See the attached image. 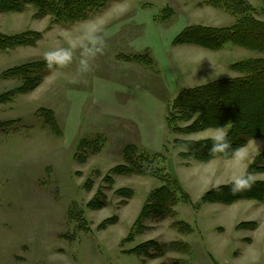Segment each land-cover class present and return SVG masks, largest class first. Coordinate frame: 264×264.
<instances>
[{
	"label": "rangeland",
	"instance_id": "1",
	"mask_svg": "<svg viewBox=\"0 0 264 264\" xmlns=\"http://www.w3.org/2000/svg\"><path fill=\"white\" fill-rule=\"evenodd\" d=\"M250 1L264 20L262 1ZM36 13L34 6L0 12V32L43 34L36 45L0 51V95L22 85L21 79L4 78L6 69L40 59L59 63L34 90L0 102V264H264V201L202 200L209 189L247 174L256 160L264 167V138L250 140L239 151L243 159L202 161L184 156L176 140L212 138L220 129L176 133L167 122L183 89L237 77L233 63L264 56L232 43L220 50L174 43L187 26H231L237 18L207 0H111L76 22L54 23ZM135 55L153 62L128 60ZM42 108L54 112L60 134L46 123ZM128 144L152 154L190 197L176 206L177 215L148 218L133 236L149 193L163 182L142 174L105 180L125 164ZM251 175L264 181V170ZM120 188L133 195L117 194ZM100 189L104 207L90 208ZM72 208L82 212L90 231L77 228ZM106 219L116 222L100 228ZM178 220L193 231H178ZM150 240L183 241L190 249L130 252Z\"/></svg>",
	"mask_w": 264,
	"mask_h": 264
},
{
	"label": "trees",
	"instance_id": "2",
	"mask_svg": "<svg viewBox=\"0 0 264 264\" xmlns=\"http://www.w3.org/2000/svg\"><path fill=\"white\" fill-rule=\"evenodd\" d=\"M111 0H0V12L23 11L28 6L37 8L36 17L51 16L54 23L76 22L84 20L94 12L105 8ZM259 14L264 15V0ZM214 7H224L237 19L231 26H187L174 40L175 44H196L210 50H220L226 44L242 46L244 48L264 54V20L258 18L257 8L250 0H207ZM39 31H26L9 35L0 32V51L15 49L19 46L36 45L42 39ZM128 60L142 61L148 65L152 59L146 60L145 55H135ZM59 63L40 59L26 62L6 69L4 78H16L22 80V85L14 90L0 95V102L11 99L18 93H27L34 90L44 80L45 75L55 69ZM234 71L240 75L226 77L195 87L183 89L173 100L168 109L167 122L172 132L194 133L208 128L222 129L228 127L227 147L215 153L211 152L212 139L176 140L178 145L184 148V156L197 160L209 161L215 157L231 158L234 153L240 151L254 138H264V56L238 61L231 65ZM46 123L54 133L60 134L61 127L51 109H41ZM181 122L187 124L182 126ZM10 124L11 122H6ZM5 123H0L4 127ZM86 142H84L85 144ZM91 144L92 150L99 152L97 144ZM223 144V142H221ZM83 144V145H84ZM82 145V146H83ZM140 147L128 144L124 149L125 164H120L111 169V174L105 180L114 183L113 175L117 174H142L159 178L162 185L153 189L142 207L140 214L133 225L131 236L135 230L141 231L144 221L148 218L164 219L177 215L176 206L180 202H189L190 197L180 188L177 179L166 174L163 168L155 161V157L145 151H138ZM263 156V154H262ZM82 161L86 156L81 157ZM264 167L256 160L247 171L251 174L263 171ZM232 183V182H231ZM231 183L223 184L209 189L202 197L204 202L234 203L241 199H253L264 201V181L255 180L250 189L233 193ZM90 187L91 180L87 181ZM117 194L132 196L131 188H120ZM102 190L93 198L88 206L94 209L104 207V201L100 199ZM81 211L70 210V216L77 221V228L90 231L88 221L82 216ZM116 222L115 219H106L100 225ZM241 225V224H240ZM173 227L180 232L190 233L193 227L186 221L178 220ZM69 236V235H68ZM128 239H131L128 238ZM164 253L165 251L188 252L189 245L183 241H172L159 244L154 240L147 241L130 250L140 255H150V249Z\"/></svg>",
	"mask_w": 264,
	"mask_h": 264
},
{
	"label": "clouds",
	"instance_id": "3",
	"mask_svg": "<svg viewBox=\"0 0 264 264\" xmlns=\"http://www.w3.org/2000/svg\"><path fill=\"white\" fill-rule=\"evenodd\" d=\"M85 70H87V65H85ZM219 135L212 137V147L211 152L215 153L222 150V148L227 147V133L223 129L218 130ZM223 142V144L221 143ZM234 158L243 159L239 151L235 152ZM254 183V177L249 173L241 175L235 178L231 183V190L233 193H238L246 189H250Z\"/></svg>",
	"mask_w": 264,
	"mask_h": 264
}]
</instances>
